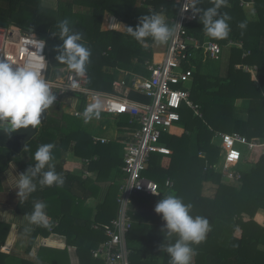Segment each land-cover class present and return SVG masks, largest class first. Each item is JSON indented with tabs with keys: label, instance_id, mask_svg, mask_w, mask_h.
<instances>
[{
	"label": "trees",
	"instance_id": "obj_1",
	"mask_svg": "<svg viewBox=\"0 0 264 264\" xmlns=\"http://www.w3.org/2000/svg\"><path fill=\"white\" fill-rule=\"evenodd\" d=\"M2 1L7 5L0 7V20L12 22L25 31H35L44 37L49 65L50 36L53 33L58 35L57 24L60 20H70L74 30L83 34L82 42L91 49L90 61L86 66L88 85L101 91H112L117 72L113 74L110 69L116 65L147 74L144 62L152 59V41L149 38L147 47L142 46L128 34V27L135 28L142 15L153 12H162L169 19L177 9L176 4L166 0H145L141 5L137 4V0H69L58 2L54 10L50 9L53 12L48 17L41 15L40 0ZM243 1L253 2L256 18L248 19L241 7V0H226V5L220 9L221 13H227L231 18L228 21L230 32L226 38L209 37L199 19L188 25L189 34L200 41L219 43L223 48L221 57L228 49L223 60H226L225 71L218 76L202 73L203 61L211 59L205 58L200 51L194 54L189 64H184V68L192 69L186 87L191 99L199 105L201 116L183 107L178 124L162 136L171 153H153L150 156L145 175L159 183L161 194L137 193L131 198L127 210L131 220L126 235L128 264H169V256L158 249L164 239L160 231L164 221L154 211L158 200L168 194H175L185 203H190L193 215H201L209 221L210 231L205 240L193 245L196 250L193 264H264V226L258 212L264 209L263 149L255 148L246 158L250 169H242L240 184L226 180L222 174L210 168V165L218 162L221 152L212 142L216 132L232 130L248 138H264V0ZM146 4L153 8H147ZM211 6L209 0H201L197 5L202 9ZM76 7L81 10L77 11ZM105 19L108 26L104 29L102 22ZM242 21L247 24L245 29L238 27ZM114 25L121 27V30L115 29ZM230 40L241 42L242 47L227 46ZM134 57L141 62L139 65L133 64ZM245 64L256 66L255 77L242 70ZM129 97L148 101L145 95L134 90L130 91ZM238 99L244 101V117L235 111ZM81 122V116L63 113L59 119L47 112L40 130L25 144L21 153L0 147V172L11 161L18 165L21 172H25L34 161L32 158L27 160L24 155L33 157L38 146L53 143V162L56 172L65 178L63 186L41 188L37 184V190L16 205V212L22 216L32 211L34 201H43L47 205L45 211L51 231L50 227L34 226L28 248L38 235L47 237L53 232L64 235L68 246L76 245L73 244L75 239L83 240V243L76 245V264H105L93 258L91 250L105 240L104 228L118 214L119 181L106 187L105 194L95 206L96 214L93 217L92 209L85 206V201L90 195H96L100 190L99 183L106 180L113 169L118 180L122 177L123 148L120 139L94 143L91 134L81 127ZM135 126L130 122L129 115L118 116L119 131L128 133ZM69 152L79 160L86 158L89 162L65 160ZM85 171L95 172L96 175L94 178L83 177ZM166 177L174 181L172 189L164 188ZM9 229L10 224L0 219V247ZM67 248L41 246L37 259L47 264H72ZM4 255L0 252V264H4ZM21 264L30 263L21 261Z\"/></svg>",
	"mask_w": 264,
	"mask_h": 264
},
{
	"label": "built area",
	"instance_id": "obj_2",
	"mask_svg": "<svg viewBox=\"0 0 264 264\" xmlns=\"http://www.w3.org/2000/svg\"><path fill=\"white\" fill-rule=\"evenodd\" d=\"M145 1V0H143ZM177 5L175 14L166 20L175 27V34L165 45L160 60H145L147 74H131L128 78H115L112 91H101L89 87V76L81 77L69 70L66 65H60L53 72V78L47 77L49 59L47 42L35 31H25L11 22L0 24V59H6L14 66L29 65L39 71L50 84L57 100L63 96H74L77 99L80 112L85 105L99 98L103 107L101 112L115 115L126 114L135 128L127 133L128 138L122 141V177L119 178L117 201L119 209L111 224L105 226V240L91 250V256L105 264H128L129 250L126 235L131 227L128 216V205L133 195L144 193L158 196L160 185L154 179L145 175L151 154H170L171 150L162 141V136L180 120L182 106L188 107L201 116L199 105L191 97L186 83L192 76L189 64L196 52H202L205 58L218 60L222 54V46L215 41H200L188 32V25L198 19L192 14L193 0H166ZM201 1V0H200ZM241 4L244 5L243 0ZM198 5V4H197ZM196 5V6H197ZM227 46L242 47V43L230 40ZM246 69V68H245ZM254 70V68L252 69ZM60 74L59 78L57 75ZM131 90L139 92L148 101L135 100L129 97ZM94 143H105L103 137L93 136ZM212 142L221 152L218 162L210 165L214 171L230 182H241V162L247 160L252 150L261 147L264 152V138L251 137L238 132H216ZM241 146V148H239ZM235 154V155H233ZM83 162L88 163V159ZM89 175L85 171L83 177ZM174 181L166 177L165 189H172ZM264 226V219H263Z\"/></svg>",
	"mask_w": 264,
	"mask_h": 264
},
{
	"label": "clouds",
	"instance_id": "obj_3",
	"mask_svg": "<svg viewBox=\"0 0 264 264\" xmlns=\"http://www.w3.org/2000/svg\"><path fill=\"white\" fill-rule=\"evenodd\" d=\"M199 2L200 0H193L191 10L193 16H198L205 33L215 39L226 38L230 32L228 21L231 18L227 13L220 12L226 5V0H209L212 6L206 9L197 7ZM57 27L62 43L57 46L56 60L83 77L90 61L91 49L82 42L83 34L74 30L70 20L66 18L60 20ZM238 27L245 29L247 24L242 21ZM175 30L165 16L153 12L142 15L135 28L128 27V34L139 44L147 47L146 41L149 38L157 45L167 44L174 36ZM56 100L55 92L39 71L29 65L14 66L8 60L0 59V131L10 136L21 128L27 129L29 126L37 128L42 122V117ZM102 107L100 99L94 97L83 109V121L88 123L93 119H99ZM54 148L53 143L38 146L32 157L34 163L19 174L16 190L21 202L37 190V184L41 188L63 186L65 178L56 172L53 162ZM46 207L43 201H34L32 211L25 213L24 216L28 225L50 227ZM191 210L192 205L185 203L175 194L160 198L155 205L154 211L164 221L160 229L164 239L158 249L169 256V264H193L196 255L193 245L203 242L210 231L208 219L201 215H193Z\"/></svg>",
	"mask_w": 264,
	"mask_h": 264
},
{
	"label": "crops",
	"instance_id": "obj_4",
	"mask_svg": "<svg viewBox=\"0 0 264 264\" xmlns=\"http://www.w3.org/2000/svg\"><path fill=\"white\" fill-rule=\"evenodd\" d=\"M136 2H137V4H139V0H137ZM140 2H141V0H140ZM243 2H244V5L241 4V7L244 10L248 19H250V20L255 19L256 14H255L253 2H247V1H243ZM146 7L149 9L153 8L152 5H149V4H146ZM158 13L162 14L163 16H166L162 12H158ZM150 48H151V52H152V56H151L152 59L151 60H160L163 53H164L165 45H164V47H162L161 45H157L154 42H152L150 44ZM227 48H230V47H227ZM227 53H228V49L224 50V53H223L224 57L227 55ZM205 60L203 61V63L207 61V60L206 61ZM214 61H216V60H214ZM140 63L141 62H139L138 58L134 57L133 64L139 65ZM204 68H205V66H204ZM241 68L244 72H250L255 77L256 66H248L245 64ZM253 68H254V70H252ZM216 69H217L216 71L212 72L211 69L205 68L204 70H202V73L207 74V75H211V76H218L221 73L223 74L225 71V68H223V67L221 68V66L220 67L218 66V68H216ZM110 71L113 72V74H114V72H117L115 78H120V77L127 78V77L131 76V74H142L140 72L133 70V68L127 69V68H123V67H118L117 65L113 69L111 68ZM62 99L66 100V103L68 105H70L72 108H75V107H73L71 105V102H72L71 100L74 101V104L78 103L76 97L71 96V95L63 96ZM240 101H241V105H240L241 111H240V114H238V115L244 117V115H245V113L243 112L244 101H243V99H240ZM116 121H118V117L115 116V118H113V120H112L111 127H107L106 124H99L102 133L97 134L96 131L95 132L92 130H87V131L91 134L92 137L98 136V137L106 138L108 141L105 143H109L111 141L118 140V139H120L121 140L120 142L122 143V140H124L126 138L127 133L125 131H119L118 130V127L116 126ZM118 151H119V155H120V147H119ZM68 154L70 156L72 155L71 153H68ZM96 157L97 156H95L94 159H96ZM84 159L85 158H82L79 161H83ZM65 160H70V159L65 158ZM72 160H74L73 158H71L70 161L74 162ZM247 164H249V163H247ZM20 173H22V172L15 162L11 161L8 163L7 168L3 171V176H2V172H1L0 177L2 180L1 183L3 184L5 181H7V179H4V174H5L6 178H7V175H9L10 176L9 184H11L12 189L9 192H6V193L2 192L1 194H5V195L16 194L17 195V191H13V189L16 188V182L19 178ZM95 175H96V173L94 172V173H89V175H87V176H91L94 178ZM117 181H118V179H117L116 174H114V169H113L112 172L110 173L109 177L106 180L101 181L99 183L100 190L96 192V195H90V198H88L86 202L91 203L93 201H96V203H97L99 200L102 199L103 195L105 194L106 187H108L110 183L117 182ZM3 187H6V186L4 185ZM96 197H97V199H96ZM15 199H16V201H15V203L12 204L11 208L6 207L5 203L3 205V203L0 201V219H1V222L6 223V224H10L9 232L5 238L4 243L0 247V252L5 254L3 256L4 264H21V261H25V262H28L30 264H47L46 261H44V260L41 261V260L37 259L39 247H41V246H46V247L53 248V249H62L65 246L68 247L71 263L76 264V262H77V258H76V254H75L76 253V245L78 243H83V240H81V239H78V240L75 239L74 240L73 244L75 243L76 245L68 246L67 239L64 235H60V234L51 232L47 237H43L41 235H38L37 236V239H38L37 244L34 245L29 251H28V248L26 250V246L30 243V240H31L30 232H31L33 226H30L28 224L23 223L26 221L24 219V216H22L21 214H18L16 212V205L20 201V198L16 197ZM96 203H95V205H96ZM87 207H89V206H87ZM89 208L92 209V217H93L96 214V209H93V207H91V206ZM3 210H4V214H2ZM258 212H259V216H261L264 219V209H260ZM94 226L97 227L96 225H94ZM29 228L31 230H27ZM49 230L51 231V227L49 228ZM39 244H41V246H39ZM93 248H95V247H93Z\"/></svg>",
	"mask_w": 264,
	"mask_h": 264
},
{
	"label": "rangeland",
	"instance_id": "obj_5",
	"mask_svg": "<svg viewBox=\"0 0 264 264\" xmlns=\"http://www.w3.org/2000/svg\"><path fill=\"white\" fill-rule=\"evenodd\" d=\"M40 1L42 3L41 4L42 6L40 7L41 15L42 16L48 15V17H51L54 8H56L57 5H58V2L64 3L65 1H69V0H40ZM141 4H144V1L143 0H141V2L139 0V4L138 5H141ZM6 5L7 4L5 2H3L2 0H0V7H5ZM50 9H53L52 12L50 11ZM75 9L77 11L81 10V8H79V7H76ZM50 12H51V14H50ZM106 19L104 20V22H102V28H104V29L107 28V26H108V24L106 22ZM113 27H115V29H117V30H121V27H118V25H114ZM124 29L125 28L123 27L122 31H124ZM49 41L51 43H49L48 45L51 46V48L48 49L49 50V58H50V66H49V70H48L47 77L50 78V79H52L53 78V72L55 71V69H57V67H59V65H62L63 64L62 62H59L58 60H56V56L58 54L57 53V46L60 45L62 43V41L60 40V38H59L58 35H51ZM161 46L164 47V45H161ZM224 58L225 57L223 55L221 57V60L220 59L219 60H216V61H214V60H207L206 62L203 63L202 70H204L206 68V69H211L212 72H214V71L217 70L216 68H218V66L219 67L221 66V68L222 67L223 68L226 67V62H225L226 60L223 61ZM204 66H205V68H204ZM188 83H186L187 86H188ZM71 101H72L71 102V105L73 107H75V108H72L70 105H68L66 103V100H64V99L61 98L60 100L56 101L55 104L47 111L48 114H50L54 118H59V119L62 117V114L63 113H67V114H70V115H76V116H81L82 117V113L83 112H80L79 111V104L78 103L77 104H74V101L73 100H71ZM240 105H241V101H240V99H238L236 101V103H235V106H234L235 107V111L237 112V114H240V111H241ZM183 107H185V106H182L181 109ZM184 109H188V108H184ZM113 118H115V115H111V114H107V113L101 112L99 119H93L92 121H90L91 123L90 122L85 123L83 121V118H82L81 127L83 128V130H92L94 132L96 131L97 134H99V133H102L99 124H106L107 127H111ZM177 124H178V122L175 123L174 126L177 125ZM116 126H117V121H116ZM225 132L226 133H230V131H225ZM231 132H232V130H231ZM239 148H241V146H239ZM69 153H71V152H69ZM72 155L70 156L67 153L65 158H68L70 160H71V158H73L74 160H72V161L78 162L79 161V158L76 155H74V154H72ZM24 156H25V158L27 160L29 158H32V155H30V154L29 155H24ZM238 169H243V170H247L248 171L250 169V165L247 164V162H245V163L244 162H241L240 165H239V167H238ZM2 176H3V171H2ZM9 178H10L9 175H7V178H6V176L4 174V179H7V181H5L7 184L5 182L2 184L1 183L2 180H0V185L2 187V189L0 190V201L3 203V205L5 203L6 207L11 208L12 204L15 203V201H16L15 198L16 197L18 198V196L16 194H7V195L1 194L2 192L6 193V192L11 191L12 187H11V184H9ZM0 179H1V177H0ZM4 185L6 187H3ZM13 191H17L16 188H14ZM86 201H85V206L86 207L87 206H89V207L91 206V207H93V209H95V206H96L95 203H96V201H93L94 203L93 202L87 203ZM2 214H4V210H3ZM23 223L28 224L27 221H25ZM261 225H263V218H262V221H261ZM37 241H38V239L36 237L35 240H34V242H33V244L31 245V247L28 248V246H29L30 243L26 246V250L28 248V251H29L34 245L37 244ZM39 246H41V244H39ZM68 251H69V248H67V252Z\"/></svg>",
	"mask_w": 264,
	"mask_h": 264
},
{
	"label": "water",
	"instance_id": "obj_6",
	"mask_svg": "<svg viewBox=\"0 0 264 264\" xmlns=\"http://www.w3.org/2000/svg\"><path fill=\"white\" fill-rule=\"evenodd\" d=\"M1 25H6L5 21L0 20ZM47 113L42 117V122L37 128L29 126L27 129L21 128L13 132L10 136L0 131V147L11 149L14 153L19 154L23 150L25 144L30 141L40 130L41 125L46 120Z\"/></svg>",
	"mask_w": 264,
	"mask_h": 264
},
{
	"label": "bare ground",
	"instance_id": "obj_7",
	"mask_svg": "<svg viewBox=\"0 0 264 264\" xmlns=\"http://www.w3.org/2000/svg\"><path fill=\"white\" fill-rule=\"evenodd\" d=\"M57 76H58L59 78L61 77V75H60V74H58Z\"/></svg>",
	"mask_w": 264,
	"mask_h": 264
},
{
	"label": "snow or ice",
	"instance_id": "obj_8",
	"mask_svg": "<svg viewBox=\"0 0 264 264\" xmlns=\"http://www.w3.org/2000/svg\"><path fill=\"white\" fill-rule=\"evenodd\" d=\"M233 155H235V154H233Z\"/></svg>",
	"mask_w": 264,
	"mask_h": 264
}]
</instances>
